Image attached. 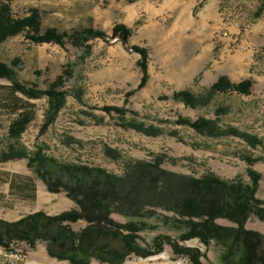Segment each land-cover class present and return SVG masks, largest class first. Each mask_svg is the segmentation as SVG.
<instances>
[{
	"label": "rangeland",
	"instance_id": "374dc122",
	"mask_svg": "<svg viewBox=\"0 0 264 264\" xmlns=\"http://www.w3.org/2000/svg\"><path fill=\"white\" fill-rule=\"evenodd\" d=\"M1 2L10 6L15 18L38 9L43 31L52 25L68 33L93 28L109 38L88 41L89 49L68 41L62 47L35 44L25 33L0 43V62L10 65L19 59L16 78L27 86L44 91L65 68L73 71L60 88L64 97L58 109L45 95H10L12 82L0 79V176L19 169L22 161L29 163L28 159L3 160L12 146L25 149L32 157L40 153L58 163L101 167L116 175L145 162L179 176L201 179L215 175L248 183L247 171L252 169L260 174L256 196L264 205V0ZM176 21L191 27L173 30ZM117 24L130 30L125 42L120 36L110 37ZM161 24L166 31H161ZM134 46L148 50V80L141 88V55ZM222 76L232 83L251 80V93H211L210 87ZM183 92L195 99L191 105L179 97ZM25 112L33 115L32 121L19 139H10V122ZM49 115H56L52 122H47ZM199 119L214 122L215 134L190 126ZM244 135L256 138L257 143ZM248 159L254 161L252 165ZM155 211L152 218L111 217L122 224H145L148 229L139 233L142 246L153 248L155 237L168 236L181 248H198L205 255L200 258L202 264H223L222 247L211 242L207 248L196 238L181 241L182 230L174 221L177 216L159 208ZM217 223L234 226L224 219ZM79 225L71 227L79 231ZM246 228L264 234V222L254 215ZM34 249L21 242L0 251L25 264ZM163 262L189 264V258L175 254L166 243L159 254L131 255L122 264Z\"/></svg>",
	"mask_w": 264,
	"mask_h": 264
},
{
	"label": "trees",
	"instance_id": "16d2710c",
	"mask_svg": "<svg viewBox=\"0 0 264 264\" xmlns=\"http://www.w3.org/2000/svg\"><path fill=\"white\" fill-rule=\"evenodd\" d=\"M26 34V38L35 44H57L64 46L68 41L75 47L89 49L88 41L101 38L107 40V33L85 28L61 32L56 28L42 30L41 14L32 8L24 17L15 18L7 3H0V43ZM130 30L121 24L112 29L111 38L120 36L123 42L130 37ZM133 50L141 55L139 66L143 72L139 88L147 80L146 48L134 46ZM20 60H12L10 65L0 62V79L12 82L10 95L21 93L27 98H38L42 95L61 103L64 93L60 88L73 75L69 67L49 83L48 89L41 91L36 85L27 86L16 78L15 67ZM252 81L245 80L232 83L222 76L210 87V92H236L241 95L251 93ZM191 105L195 100L188 93L179 95ZM12 101L11 98L7 100ZM107 111L121 112L118 108H106ZM8 126V137L19 139L32 121L29 112L16 115ZM56 115H49L47 122H52ZM198 131L209 130L215 134L216 125L211 120L199 119L190 122ZM245 136V135H244ZM246 137V136H245ZM252 144L257 139L246 137ZM11 153L4 155L3 160L28 159V165L34 168L51 193L65 192L76 207L57 215L36 212L15 222L0 220V246L26 243L34 249L38 243L46 244L47 252L59 261L71 264H90L94 259L100 263L122 264L131 256L148 257L159 254L164 244L173 247L177 255L189 258V264H202L205 255L198 248H181L168 236H157L149 245L139 243V233L148 229L145 224L134 221L119 223L111 216L118 214L127 218H152L156 208L174 213L181 229V241L198 239L205 247L211 242L222 247L223 264H264V234L246 228L249 218L254 215L264 222V205L257 198L260 174L252 169L247 173L250 181L240 179L223 180L215 175L204 178L179 176L164 171L149 163L138 162L122 175H116L104 168L85 164L58 163L40 153L34 157L23 148L9 147ZM252 165V159H248ZM36 163V164H35ZM35 164V165H33ZM168 222L169 217H164ZM224 219L234 224L226 226L217 223ZM84 221L86 226L75 231L71 223Z\"/></svg>",
	"mask_w": 264,
	"mask_h": 264
},
{
	"label": "crops",
	"instance_id": "0c3cea01",
	"mask_svg": "<svg viewBox=\"0 0 264 264\" xmlns=\"http://www.w3.org/2000/svg\"><path fill=\"white\" fill-rule=\"evenodd\" d=\"M52 14L58 15L56 12ZM173 26L172 29L176 30L178 28V31H185L188 27H191L186 25L179 26L177 21L173 23ZM51 28L56 27L52 25ZM161 31H166V29L162 27V24ZM18 168L19 169H9V174L5 177L0 176V220L15 222L36 212H44L47 215H57L76 207L75 203L66 195L49 192L44 182L30 170L28 163L22 161V163H19ZM4 170L6 172V169ZM76 223L80 224L78 227L79 231L86 226L84 221H78ZM76 223H72L71 225L73 226ZM2 254V251H0V264H20L12 259V257H7ZM30 255V260L25 262V264H69L65 261L52 258L47 252L45 243H39L36 248L30 252ZM167 263L168 262H163V264ZM90 264L104 263H100L93 259ZM168 264L175 263L172 262Z\"/></svg>",
	"mask_w": 264,
	"mask_h": 264
}]
</instances>
